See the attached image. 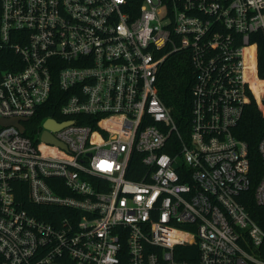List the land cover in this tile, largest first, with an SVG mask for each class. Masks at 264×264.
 Masks as SVG:
<instances>
[{
  "label": "built area",
  "instance_id": "2783aa9c",
  "mask_svg": "<svg viewBox=\"0 0 264 264\" xmlns=\"http://www.w3.org/2000/svg\"><path fill=\"white\" fill-rule=\"evenodd\" d=\"M262 41L264 0H1L0 49L18 60L0 117L23 129L0 124V264H264L234 132L250 104L264 115ZM177 50L195 69L186 139L157 86ZM55 78L58 117L28 127ZM258 150L264 206V135Z\"/></svg>",
  "mask_w": 264,
  "mask_h": 264
},
{
  "label": "trees",
  "instance_id": "16d2710c",
  "mask_svg": "<svg viewBox=\"0 0 264 264\" xmlns=\"http://www.w3.org/2000/svg\"><path fill=\"white\" fill-rule=\"evenodd\" d=\"M137 2L140 3V0H137ZM14 59L18 60V55L12 49H0V72L11 69L12 66L9 62ZM259 73L264 77V41L260 43ZM194 83L195 69L188 52L177 50L170 53L161 64L157 86L163 102L170 109L177 123L178 130L184 139L188 137L191 128ZM65 100L66 92L60 88L55 78L49 100L34 117L37 127L41 126V121L47 116L58 117L60 106ZM89 118L91 116L86 114L78 117L80 120ZM84 123H87V120ZM234 132L238 138L243 139L248 144V157L250 160L251 187L242 194L240 200L251 216L264 227V206L256 204L254 200V190L260 180L263 167L258 144L264 135V115L255 104H250L246 108L243 118L234 129ZM173 139L177 140L178 144L177 136H174ZM18 198L22 201V205L25 208H31L26 185L23 184L20 193H18Z\"/></svg>",
  "mask_w": 264,
  "mask_h": 264
},
{
  "label": "water",
  "instance_id": "95a60500",
  "mask_svg": "<svg viewBox=\"0 0 264 264\" xmlns=\"http://www.w3.org/2000/svg\"><path fill=\"white\" fill-rule=\"evenodd\" d=\"M0 124L4 126L14 125V126L19 127L20 129H23V126L20 123L19 117H9V118L0 117ZM45 125L47 128H58L62 124H58L55 120L51 119V120H48ZM52 141H56V140L52 139Z\"/></svg>",
  "mask_w": 264,
  "mask_h": 264
},
{
  "label": "rangeland",
  "instance_id": "374dc122",
  "mask_svg": "<svg viewBox=\"0 0 264 264\" xmlns=\"http://www.w3.org/2000/svg\"><path fill=\"white\" fill-rule=\"evenodd\" d=\"M37 122H30V124L28 125V127H30V128H34V127H37V124H36Z\"/></svg>",
  "mask_w": 264,
  "mask_h": 264
}]
</instances>
